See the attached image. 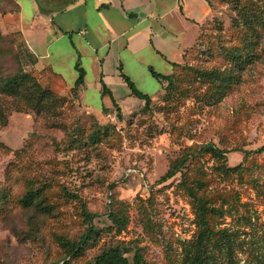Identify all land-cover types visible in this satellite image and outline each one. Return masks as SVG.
Wrapping results in <instances>:
<instances>
[{"label": "rangeland", "instance_id": "374dc122", "mask_svg": "<svg viewBox=\"0 0 264 264\" xmlns=\"http://www.w3.org/2000/svg\"><path fill=\"white\" fill-rule=\"evenodd\" d=\"M66 1L0 0V13L19 4L28 14L33 2L52 18ZM212 10L174 87L147 108L136 98L117 102L119 113L108 97V107L97 108L92 89L89 108L74 84L39 76L27 67L25 44L0 34V86L27 73L55 96L37 104L0 94V264H89L108 248L129 261L138 252L145 264H183L197 232L184 185L218 208L211 223L226 231L234 264H264V0H214ZM211 70L232 78L218 90ZM207 144L225 153L214 156ZM183 157L179 171L160 181ZM30 191L49 213L21 206ZM81 204L94 214L96 233L69 255L68 243L90 225ZM222 245L208 243L210 264H232Z\"/></svg>", "mask_w": 264, "mask_h": 264}, {"label": "crops", "instance_id": "0c3cea01", "mask_svg": "<svg viewBox=\"0 0 264 264\" xmlns=\"http://www.w3.org/2000/svg\"><path fill=\"white\" fill-rule=\"evenodd\" d=\"M213 1L71 0L52 18L33 2L28 14L23 5L14 4L12 10L0 13V34L15 35L25 44L34 59L28 68L66 86L74 84V65L79 60L85 71L79 96L91 108L87 92L92 89L99 97L96 107L101 109L108 107L104 98L110 97L101 94L100 79L116 103L132 99L120 73L141 92L159 95L162 82L150 68L162 76L171 74V64L182 62L200 25L212 16ZM138 82L147 86L140 89Z\"/></svg>", "mask_w": 264, "mask_h": 264}, {"label": "trees", "instance_id": "16d2710c", "mask_svg": "<svg viewBox=\"0 0 264 264\" xmlns=\"http://www.w3.org/2000/svg\"><path fill=\"white\" fill-rule=\"evenodd\" d=\"M207 21V20H206ZM205 21V22H206ZM191 48H188L184 50L182 54V62L184 61V57L187 55V53L190 51ZM234 56L238 58L239 54L236 52H233ZM24 57H26L27 61L30 64H34L33 56L29 54L25 50ZM236 59V58H235ZM172 63V72L171 74L167 76H162L156 72H154L150 68V73L153 77L156 79L161 80L162 82V88L159 95L162 93L169 92L174 87V74L176 73V70L179 68H182L180 64L182 63ZM74 68L77 72V78L74 82L75 90L80 92L84 87V77H85V71L80 66L79 60L76 61ZM208 74V77L217 80L219 82L218 90L225 87L226 83L225 81L232 78V74L228 73H222L219 70H211L206 72ZM120 77L130 90V97L133 99H138V101L143 102L144 108H147L150 103L152 102V98L147 94L142 93L139 91L133 84V82L124 75L123 73H120ZM101 83V94L102 95H108L112 101L113 106L116 108V111L119 113V107L117 103L113 100L110 91L106 88L103 81L100 79ZM0 94H3L9 98L12 97H19L20 95H23L24 98L28 100H34L37 104H40V98L42 97H53L55 96L47 91L40 89V86L35 81V79L30 76L27 73H22L20 76H11L6 78V80L3 82V84L0 86ZM105 109V108H103ZM40 112V111H37ZM118 117L120 115L117 114ZM204 151L210 152L214 156L222 157L225 151L220 150L216 148L213 144H207L204 146ZM248 152H245V156ZM187 160V157H183L180 160H176L172 164L169 165L168 170L166 173L160 178V181H166L170 178H172L182 167ZM184 188L187 192V196L192 201V204L195 208V221L197 226V232H196V238L193 242V245H189L187 249L185 250V259L183 264H210L211 261V253L208 249V243L212 240H222L223 245L221 247L225 248L226 256L229 262L233 263L232 255L230 251V240L226 234V231L224 229H215L212 226L211 223V216H216L219 214L218 208H214L208 204V201L202 197H199L194 193L192 188L184 185ZM35 192L30 191L27 192L21 199L20 204L23 208H29L31 206L38 208L39 211L47 214L49 213L50 209L47 206H44L41 204V202L36 201L37 196L35 197ZM72 198H76L73 194H68ZM81 215L83 217V220L89 223L86 233L80 238L78 242L68 243V250L69 255H76L81 252L83 247H85L92 239L93 234L96 233L95 228L91 226V221L94 218V214L91 212H88L87 209L83 204H81ZM110 218L114 223L117 225H122L124 223V218L118 217L115 214L110 215ZM61 264H70L68 261H63ZM89 264H145L142 255L138 252H135L133 255V258L131 261H129L126 257H124L118 250V248H108L106 250H103L95 259L89 263Z\"/></svg>", "mask_w": 264, "mask_h": 264}]
</instances>
